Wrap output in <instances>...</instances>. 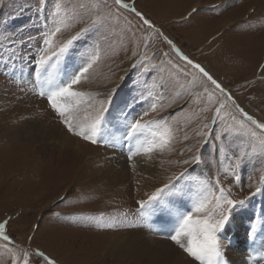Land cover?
<instances>
[{
	"label": "rangeland",
	"instance_id": "rangeland-1",
	"mask_svg": "<svg viewBox=\"0 0 264 264\" xmlns=\"http://www.w3.org/2000/svg\"><path fill=\"white\" fill-rule=\"evenodd\" d=\"M247 1L202 0L195 6L197 0H134L136 9L154 28L144 25L135 13L121 9L118 16H109L73 43L62 66L79 65L96 52L100 56L88 79L75 86L92 94L81 105V114L89 103L104 99L115 88L106 117L111 133L119 136L116 128L124 114L132 119L148 111L153 103L156 111L144 119L163 118L162 123L167 122L173 131L170 146L150 157L139 154L129 159V145H117L121 162L112 164L111 158L117 153L112 157L109 143L92 144L69 133L46 97L39 96L34 88L33 58L42 46L40 36L47 30L45 25L54 26L50 14L56 0H46L40 13L38 0H0V221L11 218L7 231L18 246L15 251L22 255L21 248H39L57 264H136L132 254L120 257L122 248L113 253L119 242L127 243L134 235L144 250L170 253L176 264H198L167 238V217L141 216L138 201L146 200L170 177L185 170L175 182L177 206L190 208L189 195L200 187L199 181L214 183L219 177L223 186L231 188L233 199H244L260 186L264 154L252 153L247 137L235 132L224 135L223 131L234 123L233 117L257 130L235 104L264 123V48L260 45L264 41V17L256 16L262 11L247 10L237 21L220 28ZM62 4L74 19L57 43L88 27L109 9L115 13L113 0H62ZM156 29L201 64L230 93L235 104L181 60ZM236 41L247 49L241 51L235 44L233 48L231 44ZM31 124L56 130L57 136L49 142L60 145L34 140ZM204 124L209 127L204 129ZM199 131L210 135L201 137ZM105 135L111 139L108 133ZM217 136L223 139L217 140ZM70 140L80 149L73 160L62 150ZM217 147L226 151L217 152ZM241 149L249 155L236 169L240 180L235 183L229 173L235 153ZM193 155H200L201 163H192ZM185 159L188 164L183 163ZM113 170L119 174L111 173ZM221 243L226 264H241L238 258L243 256L263 264L264 192L234 211ZM0 264H11V256L2 247ZM30 264H36L35 257Z\"/></svg>",
	"mask_w": 264,
	"mask_h": 264
},
{
	"label": "snow or ice",
	"instance_id": "snow-or-ice-1",
	"mask_svg": "<svg viewBox=\"0 0 264 264\" xmlns=\"http://www.w3.org/2000/svg\"><path fill=\"white\" fill-rule=\"evenodd\" d=\"M38 2L40 7L37 8V12L40 13L46 6V0H38ZM113 6L115 7V13L109 9L107 13L97 16L88 27L81 28L69 38L57 43L59 35L72 27L69 21L74 19V16H70L67 13L63 7L62 0H56L54 9L50 14L54 18V26L48 28L45 25L47 30L41 33L40 36L42 46L33 58L34 88L38 89L39 96L46 97L49 106L60 117L61 123L66 126L69 133L92 144L104 142L109 143L112 147H116L117 144L127 143L129 145V159L139 154H145L150 157L155 151L167 149L174 139L173 131L167 125V122L162 123L163 118H160V120L155 118L144 119L149 115V112L156 111V104L153 103L148 111L142 112L132 119H129L127 114H124L121 118V123L116 128L119 136H116L109 131L106 120L116 89L109 90L104 99L89 103L83 114H81V105L85 103L86 97L91 99L92 94L77 90L75 87L88 79L90 70L100 59L99 53L96 52L88 56L79 65L70 64L62 66L64 65V58L70 52L75 41L89 32L91 27L102 23L109 16L113 14L118 16L121 9L135 13L143 21V24L149 28L155 27L149 19L145 18L142 12L136 9L134 0L131 3L127 2V0H113ZM192 11L195 12L196 9ZM156 31L159 33V29H156ZM159 35L163 36V33H159ZM163 39L171 45L172 50L177 53L181 60L185 61L193 69L198 70L203 77L207 78V81H210L215 86V89H218L221 94H224L228 100H231L235 104L230 93L201 64L196 63L181 52L167 36H163ZM10 58L11 56H9ZM0 59H3V57H0ZM147 59V57L141 58V60ZM140 62V60L137 61V63ZM135 66L133 64V67ZM151 67L155 66L152 65ZM174 67L183 71L179 65H174ZM145 71H147V68H145ZM193 80H195V77H193ZM204 91L208 92V89L205 88ZM211 95L212 93H209V98H211ZM221 107H223V104H221ZM235 107L257 130L264 133V123L256 121L238 104H235ZM216 112L219 113L220 108H217ZM233 121V124L228 125L223 130L224 135L230 132L239 133L248 138V146L251 147L252 153L264 154V135H258L257 130L249 127L244 120H236L233 117ZM208 127V124L203 125L204 129ZM106 133L111 137L110 140L106 137ZM197 135L207 137L210 135V132L199 131ZM185 139H187V136H185ZM216 139L222 140L223 137L217 136ZM216 150L222 153L226 151V148L217 147ZM248 155L249 153L243 149L235 153L234 166L229 173V175L234 177L235 183H239L240 180L236 169L241 166L244 158ZM191 162L194 164L201 163V156L193 155ZM183 163L188 164L189 160L185 159ZM185 172L170 177L167 183L156 188L146 200L138 201V211L141 216L149 214L166 216L167 219L164 227L169 233L167 238L174 242L189 257L198 262V264H226L221 236L232 219L234 211L238 207L246 205L247 201L252 197L264 192V175L260 177V186H257L255 191L250 192L249 196L244 199H233L230 195L231 188L223 186L219 177L215 179L214 183L210 180L199 181L200 187L194 194L189 195L191 204L190 208H187L177 206L174 199L178 195L175 191V182L183 177ZM189 192L191 193V190ZM10 219L0 221V241H3L0 247L11 256V264H30L34 257L36 258V264H57L55 259L39 248L31 251L27 248H21L20 253L22 255L15 251L14 248L18 246L15 245V242L7 231ZM101 226L112 227L113 225ZM252 229L254 232L255 224L252 225ZM10 244L13 245L12 248H9Z\"/></svg>",
	"mask_w": 264,
	"mask_h": 264
},
{
	"label": "bare ground",
	"instance_id": "bare-ground-1",
	"mask_svg": "<svg viewBox=\"0 0 264 264\" xmlns=\"http://www.w3.org/2000/svg\"><path fill=\"white\" fill-rule=\"evenodd\" d=\"M196 3V2H195ZM203 2L202 0H197V5H201ZM211 3V2H210ZM249 3V4H248ZM248 4V5H246ZM246 7V8H245ZM242 10H240L239 12H234L232 13L224 22V24H222V27H225L226 25L230 24L231 22H233L234 20L237 21V19H239L240 17H242L243 15L246 14V12L248 11H251L252 8L254 10H261L262 12L257 14L256 16H262L260 18H263L264 17V0H248L247 3H245L244 5H242L241 7ZM248 10V11H247ZM248 24V23H247ZM243 26V25H242ZM246 26V24L244 25ZM218 27V26H217ZM244 39V38H242ZM245 40V39H244ZM263 41V40H262ZM261 41V42H262ZM236 45V48L243 51V50H246L247 49V46H242L240 43L238 44L237 41L235 43H232L231 46L233 48H235V45ZM238 44V45H237ZM240 45V46H239ZM260 45H263V48H264V41L262 44ZM239 47V48H238ZM261 48V46H260ZM249 50V49H248ZM238 51V50H237ZM245 52V51H244ZM248 52V51H247ZM240 53V52H239ZM242 55V54H241ZM245 56V55H244ZM210 70V69H209ZM214 75V74H213ZM38 124V123H37ZM32 125V124H31ZM56 128V127H55ZM30 131H33V136L32 138L36 141H40V142H44L46 141L45 144H50L52 143L51 141L49 142V140L52 138V137H56L57 136V132L56 130H46L45 128H43L41 125L37 126L36 124H33L32 126H30L29 128ZM29 132V131H27ZM62 134V133H61ZM64 137V136H63ZM49 142V143H48ZM61 142V141H60ZM59 143V142H58ZM58 143H52V144H56V145H60ZM122 144L123 143H120V144H117L119 145V148L122 147ZM78 145V144H77ZM116 147H113L111 150H112V157L115 156V154L117 153L116 151ZM62 150L64 151V156H69L70 159H75L79 154H80V149L76 146L75 143L72 142V140L70 141H67V144L64 143V145H62ZM93 150V149H92ZM62 152V151H61ZM69 152V153H67ZM108 155V154H107ZM84 158V157H83ZM67 159V158H66ZM65 159V160H66ZM105 160V158H103ZM121 162L120 161V157H118V153L117 155L114 157V158H111V163L113 164L114 162ZM144 162V161H143ZM88 163V162H87ZM141 163V162H140ZM108 164V163H107ZM83 165V164H82ZM81 165V166H82ZM95 165V164H93ZM139 165V164H138ZM87 166V165H86ZM90 166V165H89ZM110 167V166H109ZM113 167V166H112ZM81 168V167H80ZM99 168V167H98ZM119 168V166H118ZM84 169V168H83ZM100 169V168H99ZM113 169V168H112ZM110 169V170H112ZM117 169V168H116ZM110 170L108 172H110ZM115 170V169H114ZM111 171L112 172H115L117 174H119L118 172L116 171ZM98 171V170H97ZM122 171V170H121ZM107 172V171H106ZM114 175V174H112ZM123 175V174H122ZM118 177V176H117ZM121 177V174L120 176ZM119 180V179H118ZM116 181V180H115ZM41 189V188H40ZM133 231V230H132ZM131 231V232H132ZM139 231V230H138ZM130 232V233H131ZM133 234V233H132ZM132 238H128V242L127 243H122V242H119V245L116 246V248H113V253L117 252L119 253V249L122 248L123 252H122V255L120 256L121 258H124V254H128V255H131L133 256L134 259H136V264H176L175 261H171V256H170V253L169 254H162V252L160 251H157L155 252V250H144L145 248H141L140 247V244L137 243V237L134 236V235H131ZM125 244V245H124ZM130 248V250L128 249ZM175 248V247H174ZM179 249V248H178ZM176 250V249H175ZM125 251V252H124ZM177 251V250H176ZM176 253V252H175ZM255 253V252H254ZM250 255V254H249ZM257 255V254H256ZM262 255V254H261ZM234 256V255H233ZM131 257V256H130ZM235 257V256H234ZM241 257V256H240ZM260 257V256H259ZM128 258V257H127ZM236 258V257H235ZM253 258V257H252ZM248 259V257H241V258H238L240 263L241 264H259L257 261H255V259ZM255 258V257H254ZM133 260V259H132ZM230 260V259H229ZM171 261V262H170ZM238 263V262H236ZM263 264H264V261H263Z\"/></svg>",
	"mask_w": 264,
	"mask_h": 264
}]
</instances>
